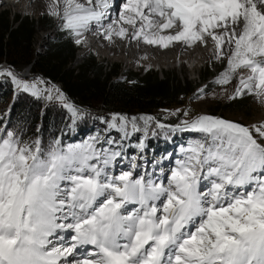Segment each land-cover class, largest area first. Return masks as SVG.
I'll return each instance as SVG.
<instances>
[{"label": "snow or ice", "instance_id": "1", "mask_svg": "<svg viewBox=\"0 0 264 264\" xmlns=\"http://www.w3.org/2000/svg\"><path fill=\"white\" fill-rule=\"evenodd\" d=\"M47 8L76 44L93 25L109 41L115 35L164 48L211 41L213 60L224 63L213 83L235 80L230 99L264 101V0H126L107 25L108 0H50ZM0 75L52 99L11 69ZM154 121L114 113L107 123L122 141ZM171 130L203 135L165 182L132 170L112 174L123 153L110 136L64 147L56 140L45 150L39 139L0 128V264H74L82 246L92 251L75 264H264V121L245 126L201 114Z\"/></svg>", "mask_w": 264, "mask_h": 264}, {"label": "trees", "instance_id": "2", "mask_svg": "<svg viewBox=\"0 0 264 264\" xmlns=\"http://www.w3.org/2000/svg\"><path fill=\"white\" fill-rule=\"evenodd\" d=\"M39 19L46 27L53 26L56 21L44 13ZM34 34L35 21L31 16L15 12L11 18L9 9L0 10V63L8 64L0 70L11 69L18 77L26 78L18 71L31 63L30 70L35 73L32 76L43 78L44 85L40 89L49 90L52 96V99H48V92H42L40 97L33 96L18 88L11 77L0 75V127L17 132L22 140L39 139L45 150L56 140L64 147L81 144L99 135L119 141L122 152L133 148L141 140L157 152L169 138L182 144V140L195 142L202 137V133L193 130L172 131L171 125L164 128L156 126L157 120L162 118L174 122L176 115L168 112V109L175 106L181 110L187 96L198 93L196 86L199 84L180 79L169 70H163L158 75L153 70L130 69L122 78L115 79L113 77L120 72V68L117 65L107 66L96 60L92 53L81 63L68 67L67 63L75 58L77 48L68 31L60 27L56 37L49 41L45 54L37 52ZM213 73L206 68L202 81ZM54 81H59L61 87L56 86ZM209 88L207 86L206 90ZM60 93H63V100L57 98ZM66 98L73 103L66 101ZM65 103L79 110L76 117L63 106ZM253 106V96L246 95L216 101L209 108L214 115L220 109L250 117ZM118 112L129 117L149 115L155 117V121L148 125L146 134L136 132L121 141V133L115 129L109 130L107 123L112 114ZM140 125L143 128L142 121ZM103 147L116 149L117 146L105 144Z\"/></svg>", "mask_w": 264, "mask_h": 264}, {"label": "rangeland", "instance_id": "3", "mask_svg": "<svg viewBox=\"0 0 264 264\" xmlns=\"http://www.w3.org/2000/svg\"><path fill=\"white\" fill-rule=\"evenodd\" d=\"M31 1L32 0H29V2ZM32 3L36 8L35 12L37 14L25 12L19 8L16 9L8 4L0 5V10L7 8L10 10L11 13L19 12L21 15L27 14L31 16L35 21V47L39 50L37 51L38 53L45 54L48 48L49 41L52 38L56 37V35L59 33V29L61 26L58 19L55 17L54 18L56 19V21L53 26L46 27L42 26L41 24V21L39 19L40 15L44 13L47 16H50L47 14V4L50 3V0H33ZM35 4L39 5L37 6ZM44 34L46 35V37L43 39L42 35ZM87 36L90 41L92 40V42H94L93 40H95V38L98 39V41L100 42L98 50L89 46V48L86 50L87 52H85L81 57H78L79 51L85 47V45L82 44V46L76 48L77 54H75L77 56H75L72 61L67 63L68 67H73L81 63L88 56L89 53L94 54L95 52L96 60H100L101 62L107 64V66L111 65V67H113L117 65L120 68V72L113 77L115 79L122 78L125 72L130 69L142 71L153 70L158 72V75H161V71L163 70H169L176 73L180 79L184 78L185 80H190L192 83L199 84L198 86H196L197 91L201 88H204L205 85L210 86L209 89H205L204 94H200L199 92L189 94L183 103L180 113L175 114L176 119L173 123H169L162 118L157 120L161 124L176 126L181 124V122L184 120H191L192 118L201 114L211 115L209 107L213 105V103H215L216 101H224L226 99H229L236 87L235 80L228 85H219L213 83V81H210V79L214 80L216 76L224 69V63H222L221 61L213 60L214 45L211 43V41H209L207 45L196 44L192 46H185L181 52L176 50L175 44L172 43L164 49L165 52L163 53L164 55L167 52V54L170 55L169 57H167L169 60H165L166 55L163 56L161 54L162 56L160 55V57H158L160 58V60L158 61L160 63L158 64V62H155L157 63L156 65L153 62L154 57L150 53H147V51H145L144 54L141 53V55H134L133 52H131V55H133L134 57L129 58L127 55H125L126 53H123V46L120 45L121 43L115 35L113 36L111 41L101 37L99 31L96 30L94 32L88 33ZM90 49H92L93 51ZM178 60L180 61L178 62ZM206 68L211 69L214 73L207 75L206 80L202 81V73L206 70ZM18 78L27 81L29 84L35 82L39 89L44 85V82L41 83V81H43V78H41L40 76ZM197 96H199V98H196ZM253 98V114L250 117H245L243 113L222 112V110L220 109L215 115L216 117L226 116L227 119L239 122L240 124L245 126L258 125L260 122L264 121V101H261L255 96H253ZM177 109L178 108H176L175 106H171L170 109H168V112L176 113ZM185 111L188 113L187 116L183 115V112ZM158 112L161 111H157V113ZM142 132L146 134L145 130H142ZM139 143L135 144L133 148L127 149V151L124 150L122 152L123 155L121 157H117L116 160L112 162L110 166L112 174L118 175L123 171L132 170L134 174L151 173L154 179L165 180L166 182V177L170 175V170L176 167V162L178 160L184 159L185 150L191 144H193L194 141L182 140V144H180L179 142H174L172 139L169 138L167 140V143L163 145L162 149L157 150V152L147 146L145 141H143L144 147L142 149L137 146ZM132 165H136L137 167L133 169ZM69 235L70 233H68V236ZM65 245H68V242L65 241ZM88 248L91 249V247ZM86 256L84 258L81 255L77 260V255H75V260L79 261L82 259H86L88 257Z\"/></svg>", "mask_w": 264, "mask_h": 264}, {"label": "bare ground", "instance_id": "4", "mask_svg": "<svg viewBox=\"0 0 264 264\" xmlns=\"http://www.w3.org/2000/svg\"><path fill=\"white\" fill-rule=\"evenodd\" d=\"M33 1V0H32ZM32 1L31 2H29V0H0V5H3V4H8V5H10V6H13L14 8H16V9H21V10H23V11H25V12H29V13H36L35 12V7H34V4L32 3ZM40 1H43V0H40ZM123 1H125V3H126V0H123ZM48 3V2H47ZM35 5H37V4H35ZM39 5V4H38ZM37 5V6H38ZM48 5V4H47ZM108 16H107V18L103 21V23H104V25H107L108 23H110V22H112V21H118V19H119V16H120V14H121V12H123L124 11V9L123 10H118V9H116L115 7H113V8H111V7H109V9H108ZM37 14V13H36ZM111 16H113V20H111ZM125 27H129V31H131V27L130 26H128V25H124ZM98 31L97 30V28L95 27V25H93L92 27H91V29L89 30V31H86L85 32V38H84V45H85V47L83 48V49H81L80 51H79V53H78V57H81L85 52H87L86 50L89 48V46L90 47H92V48H96L97 50H98V47H99V45H100V42L98 41V39L97 38H95V40H93L94 42H92V40L90 41V39L88 38V33H90V32H94V31ZM164 34H167V33H164ZM101 36V35H100ZM46 37V35L44 34V35H42V38L44 39ZM102 37V36H101ZM118 39H119V41H120V45H122L123 46V53H126L125 55H127L129 58H133L134 56L133 55H131V52H133V54L134 55H136V54H140L141 55V53H145V51H147V53H150L154 58H153V62L155 63V62H158L159 60H160V58H158V57H160V55L162 54L163 55V53L165 52L164 51V47H161V46H159V45H150V44H147V43H145V42H143V40H130V39H128L127 37H125V38H120L119 36H116ZM115 38V37H114ZM173 44H175V49L176 50H178L179 52H181L183 49H184V47L186 46V45H184L183 43H177V42H174ZM102 46V45H101ZM121 46V47H122ZM144 51V52H143ZM87 54V53H86ZM161 55V56H162ZM164 55H166V57H165V60H169L167 57H169L170 55H168L167 54V52L164 54ZM163 55V56H164ZM191 56V55H190ZM175 57V56H174ZM162 58V57H161ZM135 59V58H134ZM175 59V58H174ZM180 59V58H179ZM164 61V60H163ZM180 60H178V62H179ZM152 62V63H153ZM153 63V64H154ZM160 62H158V64H159ZM156 65H157V63H155ZM179 64V63H178ZM194 68V67H193ZM192 68V69H193ZM160 69V68H159ZM194 71V70H193ZM215 78V77H214ZM215 80V79H214ZM61 235H64L66 238L68 237V232H62L61 233ZM66 242H68V240L66 239L65 240ZM65 246H67V245H65ZM84 247H90V246H82L81 247V249H80V251H78L75 255H77V260L79 259V256H83L84 258H85V256L87 255V253H85V250H84ZM91 251H92V249H91ZM88 257H89V255H87ZM86 256V257H87ZM82 257V258H83ZM87 257V258H88ZM77 260H74V264H75V261H77Z\"/></svg>", "mask_w": 264, "mask_h": 264}, {"label": "water", "instance_id": "5", "mask_svg": "<svg viewBox=\"0 0 264 264\" xmlns=\"http://www.w3.org/2000/svg\"><path fill=\"white\" fill-rule=\"evenodd\" d=\"M14 13H15V12H14ZM14 13H11V18L14 16ZM5 65H7L5 62L1 63V64H0V68L3 67V66H5ZM30 66H31V64L27 65L25 68L28 70V69H30ZM210 81H214V80L211 79ZM220 118H223V117H220ZM223 119H226V118H223ZM226 120H229V119H226ZM230 121H231V120H230Z\"/></svg>", "mask_w": 264, "mask_h": 264}]
</instances>
